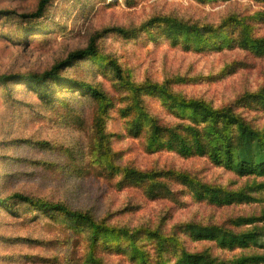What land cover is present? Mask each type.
Instances as JSON below:
<instances>
[{
	"label": "trees",
	"instance_id": "obj_1",
	"mask_svg": "<svg viewBox=\"0 0 264 264\" xmlns=\"http://www.w3.org/2000/svg\"><path fill=\"white\" fill-rule=\"evenodd\" d=\"M55 1L0 0V53H14L16 60L25 53L44 55L57 45V35H48L42 27V23L53 21L55 14L51 15L49 9ZM107 1L92 0L91 10L111 16L112 6L121 2L128 10L142 5L145 14L139 23L135 22V11L127 14V23L109 20L89 34L84 47L59 55L42 71L12 66L0 71V171L9 164L5 150L33 143L45 163L54 166L47 168L53 172L47 178L49 182H65L72 189L73 183L83 185L78 174L94 170L93 184H88L106 200L111 201L118 188L130 183L143 186L150 200L184 204L162 182L166 169L154 161L145 169L124 162L125 152L116 147L125 139L136 137L148 156L167 151L203 157L224 168L233 176L231 182L239 186L232 190L197 182L190 189L195 204L255 207L264 195V117L257 121L261 125L255 126L251 121L255 117L248 110L254 107L264 112V70L250 89L244 88L234 99V109L228 106L216 111L201 99L182 97L171 89L174 83L195 81L179 73L182 60L177 64L170 60V75L162 81H135L100 41L107 33L127 40L159 33L170 49L190 53L195 45L207 44L219 52L238 50L264 60V33L253 34L264 30V0H189L185 7L183 0ZM61 2L69 8L85 3ZM205 6L213 11L204 12L201 7ZM79 34L77 28L66 39H75ZM17 50L21 53H15ZM102 63L113 75L98 81L95 72ZM231 65L240 70L249 68L241 58H233ZM144 96L164 99L178 121L158 120ZM24 107L35 109L33 112L48 122L45 131L36 132L30 142L1 140L9 130L10 113L17 117ZM114 110L121 114L123 124L120 128H107ZM63 125L66 129L58 141L48 138L54 126ZM113 134L116 139L112 140ZM128 144L129 152L136 153L135 145ZM99 157L105 158L102 168L97 165ZM3 173L0 172V264H115L108 245L110 235L119 240V251L129 248L132 257L140 258L136 245L141 234L163 237L157 228L144 223L113 220L120 217L119 209H111L112 219L98 215L92 208L73 206L69 191L62 190L59 199L20 191L2 196L8 184ZM181 230L192 239L213 242L221 251L232 253L240 249L241 253L220 257L206 249H181L174 254V260L159 259L156 264H264L262 208L223 225L187 222Z\"/></svg>",
	"mask_w": 264,
	"mask_h": 264
},
{
	"label": "rangeland",
	"instance_id": "obj_2",
	"mask_svg": "<svg viewBox=\"0 0 264 264\" xmlns=\"http://www.w3.org/2000/svg\"><path fill=\"white\" fill-rule=\"evenodd\" d=\"M61 1L56 0L49 9L51 15L55 14L53 21L48 24L42 23L44 32L46 31L48 35L56 34L59 43L49 48V51L44 55L25 53L16 60L14 53H0V71L9 66H12L13 69L33 68L42 71L59 55L84 47L89 34L95 28L106 25L109 20L127 23L125 21L127 14L135 11V22L139 23L140 18L145 14L141 11L142 5L136 9L128 10L119 2L112 6L113 14L105 16L104 14L98 15L96 14L97 11L91 10L90 2L92 0H83L85 1L84 5L75 8H69ZM63 1L65 2V0ZM109 2L110 0L107 1V3ZM189 3V0H183L182 7ZM250 4L253 9L256 8V5ZM201 9L206 13L213 11L208 6L201 7ZM262 25L261 22L260 26ZM77 28H79L80 34L75 36V39L67 40L66 38L72 36ZM260 33H264V30L260 29L253 32L254 35ZM107 34L101 39V45L106 51L114 55L126 73L135 81L144 79L162 81L166 79L168 74L170 75L168 70L170 60L175 61L176 64L182 60V68H180L179 73L194 78L195 81L189 84L177 82L171 89L178 92L182 97L201 99L216 111H221L228 106L233 107L232 102L243 92L244 88L250 89L253 83L263 76L264 60H259L258 57L250 53L245 54L230 49H223L222 52H219L218 48L207 44L195 45L188 53L179 48L170 49L159 33L141 34L132 40ZM15 53H21V51L17 50ZM233 58H241L247 61L249 68L240 70L238 66H232ZM112 75L105 63L97 66L95 77L98 81L106 77L112 78ZM143 99L146 105L156 112L158 120L178 121L176 113L167 109L164 99L154 96H144ZM33 111L36 110L24 107L17 117L14 112H11L9 130L1 140L30 142V138L34 137L36 132H44L48 122L38 117ZM248 111L255 117V120L251 119L252 123L255 126H260L261 124L257 121L264 117L263 110L261 108L256 110L252 107ZM123 121L121 114L114 110L110 113L107 128H118L123 124ZM64 129H66L64 125L63 127L54 126L48 138H54L58 141L63 136ZM113 139H116L114 134ZM134 139H125L116 147L118 151L125 152L123 155L124 162H132L139 169H145L151 162H156V166L166 169V176L162 182L167 184L184 204H175L164 199L150 200L145 195L143 186L130 183L123 188H118L111 201L106 200L103 194H99L96 187L88 184H93L94 170L78 174L83 185L73 183L72 189L65 186V182H49L47 178L53 172L48 171L47 168H54V166L45 163L43 157L38 153V148L33 143H22L15 148L5 150L9 164L2 171L5 179H8V184L2 196L13 191H20L34 196H53L59 199L60 192L65 190L69 191L68 194L74 201L73 206L92 208L98 215H109L110 218H112L111 209H119L120 217L118 219L112 218L113 220L124 223L131 221L144 223L151 228H157L163 235V237L149 236L148 234L139 236L136 246L141 253V258L139 256L132 257L129 248L119 251V240L110 235L108 245L112 248L110 255L115 264H156L159 259L174 260V254L176 255L181 249L192 251L206 249L220 257L241 253L240 249H236L232 253L224 252L211 241L192 239L188 234L182 232L181 226L187 222L223 225L236 216L247 215L260 208L264 210V195L262 196L263 200L255 207L238 204L228 206L195 204L190 189L194 188L197 182L232 190H238L239 186L231 182L233 176L227 174L224 168L214 166L206 158L181 156L167 151L148 156L142 149L140 138L135 137ZM128 142L135 145L136 153L139 156H136L134 152H129ZM104 163L105 158L99 157L97 165L102 168ZM10 167L12 168L11 172L9 171ZM38 249L39 246L36 253Z\"/></svg>",
	"mask_w": 264,
	"mask_h": 264
}]
</instances>
